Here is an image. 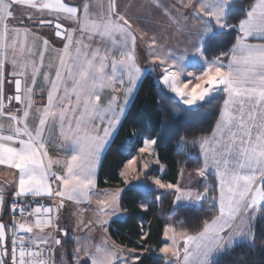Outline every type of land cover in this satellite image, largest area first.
Returning <instances> with one entry per match:
<instances>
[{
    "label": "snow or ice",
    "instance_id": "obj_1",
    "mask_svg": "<svg viewBox=\"0 0 264 264\" xmlns=\"http://www.w3.org/2000/svg\"><path fill=\"white\" fill-rule=\"evenodd\" d=\"M19 7L27 22L17 21ZM96 37L111 47L84 42ZM145 74L188 115L222 98L215 125L210 135L179 136V145H198L188 157L196 166L167 182L153 166L165 168L160 137L133 131L128 139L142 146L113 173L120 186L100 189L98 171L131 122ZM0 165L11 176L0 184V264H146L150 254L158 264H220L237 246H254L264 219V0H0ZM165 195L172 222L163 239L148 243L150 224L134 247L111 238L114 217L155 211ZM93 199L92 217L72 212ZM182 207L203 218L174 220ZM65 212L74 225H62Z\"/></svg>",
    "mask_w": 264,
    "mask_h": 264
},
{
    "label": "trees",
    "instance_id": "obj_2",
    "mask_svg": "<svg viewBox=\"0 0 264 264\" xmlns=\"http://www.w3.org/2000/svg\"><path fill=\"white\" fill-rule=\"evenodd\" d=\"M219 49L209 52V58L218 54ZM166 88L162 87L154 80L152 75L146 74L136 93L135 99L129 106V116L131 122H125L124 126L117 133L109 153L104 162V168L98 171V188L120 186L118 176L113 173L117 167H122L123 163L130 158L128 153L137 155V149L142 145L135 138L129 140L133 131L142 133L140 139L144 136L160 137V144L156 148V153L161 164L165 166L163 170L159 166L153 165L157 173L163 176L164 180L175 181L178 179L179 169L187 166L189 169L195 167V163H189L188 157H196L199 151L198 145L193 147L191 144L179 145L177 143L179 136L184 134L185 129H194L193 135L210 134L211 128L219 114V107L222 98L214 101L212 105L205 106L195 115H188L171 101ZM163 101V107L158 100ZM176 115L173 116L172 112ZM167 112V116H165ZM166 123H162L164 121ZM203 130V131H201ZM191 140V136L187 137ZM212 181V177L208 178ZM107 181V182H105ZM203 189V184L200 186ZM215 190H213V193ZM159 195V193H156ZM153 199V197H149ZM171 197L165 195L156 205L155 211L136 209L132 215L124 216L121 219L113 218L110 227L111 238L117 243L126 244L128 247H134L138 240V232L141 225L145 230H149V224L153 232V237L148 241L149 244H156L163 239L162 230L165 223H171L168 219L171 210ZM139 200H137V203ZM126 207L132 209V204H126ZM207 207V205H205ZM203 218V212L197 208H179L176 211L174 220H191ZM177 229L187 227L184 225H175ZM256 242L254 246L247 243L237 246L229 255L220 258V264H264V219L258 217L256 221ZM74 248V242L65 245V250L71 252ZM67 259V257H66ZM146 264H158L154 254H150L146 259Z\"/></svg>",
    "mask_w": 264,
    "mask_h": 264
},
{
    "label": "crops",
    "instance_id": "obj_3",
    "mask_svg": "<svg viewBox=\"0 0 264 264\" xmlns=\"http://www.w3.org/2000/svg\"><path fill=\"white\" fill-rule=\"evenodd\" d=\"M66 2H68V3H72V4H74V3H76V0H66ZM101 2H103L105 5L107 4V0H91V3L93 4V5H96V4H99V3H101ZM135 2H136V0H120V3H121V6L122 7H128V6H130V5H134L135 4ZM131 10L132 11H137V9L135 8V7H132L131 8ZM27 12H28V9H26L25 7H19L18 9H17V12H16V19H17V21H19L22 17H24L25 18V21H26V15H27ZM37 15H39V14H37ZM27 22V21H26ZM31 26V25H30ZM36 31H38V32H40L41 34H43V35H48V31L49 30H47V29H36ZM77 35H79V33H77ZM85 43H91L92 44V46L93 47H111V44H110V42H107V43H102L101 41H100V38L99 37H96L95 38V41H89L88 39H85V41H84ZM45 63H47V58H46V60H45ZM190 71H192L193 69H189ZM146 75V74H145ZM153 76V75H152ZM154 77V80L156 81V82H158V78L157 77H155V76H153ZM40 91V88L38 87L37 88V92H39ZM169 93V95L170 96H172V94L170 93V92H168ZM36 100H37V102L39 103L40 102V97H39V95H37L36 96ZM221 105H222V103H221ZM215 125V124H214ZM211 134V133H210ZM209 134V135H210ZM142 146V145H141ZM50 155L55 159V158H57L58 157V155H61V154H59L58 152H57V150L55 149V147H52V148H50ZM157 158V156H152L151 157V159L154 161L155 159ZM126 162V161H125ZM124 162V163H125ZM6 176H7V178L8 179H11V176L10 175H8V171H7V169L4 167V166H2V165H0V184H2L3 183V181L5 180V178H6ZM212 177V180L214 179V176H211ZM178 178H179V175H178ZM185 178H187V177H185ZM185 184H187V183H185ZM202 185V184H201ZM200 185V186H201ZM114 187H117V186H114ZM114 187H105V188H114ZM100 189H104V188H100ZM200 190H203V189H201L200 188ZM92 206L93 207H95V200L93 199V201H92ZM91 206V207H92ZM91 207H89V205H88V203L87 202H85L83 205H81V206H73L72 207V212H75V211H78V210H81L82 208L83 209H86V210H88V212H90L91 213ZM65 213H67V212H65ZM65 213H64V217H65ZM3 213H0V215H2ZM68 215H69V213H68ZM63 217V218H64ZM87 217H88V215H87V211H85L84 212V219L85 220H87ZM115 218V217H114ZM72 221L70 222L69 220H67V221H65L64 222V220H62V225L64 224V223H67L69 226H71V225H74L75 223H76V221L74 220V218H72L71 219ZM177 230H179V229H177ZM74 242V241H73ZM64 250L63 249H60V250H58L57 251V256L59 257V254L61 253V252H63ZM57 262H58V260H57Z\"/></svg>",
    "mask_w": 264,
    "mask_h": 264
},
{
    "label": "rangeland",
    "instance_id": "obj_4",
    "mask_svg": "<svg viewBox=\"0 0 264 264\" xmlns=\"http://www.w3.org/2000/svg\"><path fill=\"white\" fill-rule=\"evenodd\" d=\"M150 159H151V157H150ZM213 180H214V179H213ZM208 181H209V180H208ZM184 182H185V183H188L189 181H188L187 178H185ZM211 182H212V181H209V183H211ZM82 209H83V208H82ZM93 209H94V207L92 206V207H91V210H90L91 213L88 212V210H87V215H88L87 219L93 216ZM123 217H124V216H121V217H115V218H117V219H121V218H123ZM258 217H259V216H258ZM258 217H257V219H258ZM63 220H64V222L67 221V220H69L70 222L72 221L71 219H69L68 212L65 213V217L63 218ZM74 220H75V219H74ZM256 221H257V220H256ZM102 235H103V230L97 228V229L92 233L93 241L98 243V242L102 239ZM74 247H75V243H74ZM59 250H60V249H59ZM63 250L65 251V249H63ZM65 259H66V257H65ZM57 260H58L57 264H60L59 259H57Z\"/></svg>",
    "mask_w": 264,
    "mask_h": 264
},
{
    "label": "water",
    "instance_id": "obj_5",
    "mask_svg": "<svg viewBox=\"0 0 264 264\" xmlns=\"http://www.w3.org/2000/svg\"><path fill=\"white\" fill-rule=\"evenodd\" d=\"M162 86V85H161ZM163 87V86H162Z\"/></svg>",
    "mask_w": 264,
    "mask_h": 264
}]
</instances>
